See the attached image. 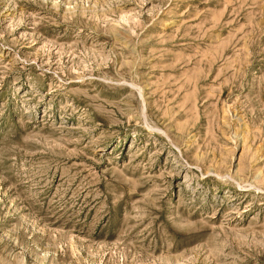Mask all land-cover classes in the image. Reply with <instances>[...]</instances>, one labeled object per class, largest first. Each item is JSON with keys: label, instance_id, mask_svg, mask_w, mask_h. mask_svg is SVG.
I'll return each instance as SVG.
<instances>
[{"label": "rangeland", "instance_id": "rangeland-1", "mask_svg": "<svg viewBox=\"0 0 264 264\" xmlns=\"http://www.w3.org/2000/svg\"><path fill=\"white\" fill-rule=\"evenodd\" d=\"M0 264H264V0H0Z\"/></svg>", "mask_w": 264, "mask_h": 264}]
</instances>
